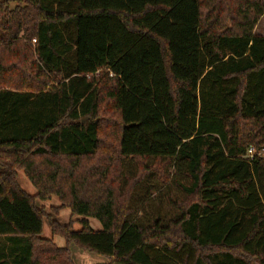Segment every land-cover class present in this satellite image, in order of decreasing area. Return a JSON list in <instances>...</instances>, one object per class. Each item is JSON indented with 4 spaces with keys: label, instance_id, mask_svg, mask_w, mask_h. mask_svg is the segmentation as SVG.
I'll list each match as a JSON object with an SVG mask.
<instances>
[{
    "label": "trees",
    "instance_id": "1",
    "mask_svg": "<svg viewBox=\"0 0 264 264\" xmlns=\"http://www.w3.org/2000/svg\"><path fill=\"white\" fill-rule=\"evenodd\" d=\"M263 16L264 0L0 1V264H74L70 244L108 264H264V158L245 159L264 147ZM52 197L81 225L50 218L64 248L43 237Z\"/></svg>",
    "mask_w": 264,
    "mask_h": 264
},
{
    "label": "rangeland",
    "instance_id": "2",
    "mask_svg": "<svg viewBox=\"0 0 264 264\" xmlns=\"http://www.w3.org/2000/svg\"><path fill=\"white\" fill-rule=\"evenodd\" d=\"M2 1V0H0ZM255 34L258 36H264V16L260 19L256 26ZM174 174L173 170H170L169 175ZM18 181L21 188L30 195H36L37 190L25 177L24 173L21 171L18 175ZM37 206L40 210H44L47 218L45 219V224L43 228V237L46 239H53V241L59 247H67L66 242L63 238L59 236H54L50 229L49 221L57 220L62 225L71 224L74 230H80L81 225L78 223L79 217L73 215L68 208H62L61 203L57 197H52L50 200L43 202L37 200ZM90 225L94 230L102 229L101 223L95 219L90 220ZM71 253L72 260L74 264H108L109 260L101 255L83 250L75 244H70L68 246Z\"/></svg>",
    "mask_w": 264,
    "mask_h": 264
},
{
    "label": "built area",
    "instance_id": "3",
    "mask_svg": "<svg viewBox=\"0 0 264 264\" xmlns=\"http://www.w3.org/2000/svg\"><path fill=\"white\" fill-rule=\"evenodd\" d=\"M255 158H264V147L256 148L252 146L247 150L245 159L254 160Z\"/></svg>",
    "mask_w": 264,
    "mask_h": 264
}]
</instances>
